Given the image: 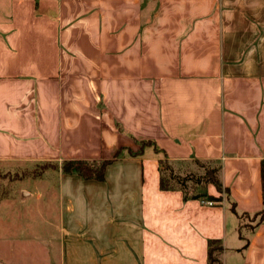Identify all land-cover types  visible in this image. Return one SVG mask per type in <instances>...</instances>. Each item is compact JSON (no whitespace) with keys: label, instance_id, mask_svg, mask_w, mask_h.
<instances>
[{"label":"crops","instance_id":"obj_1","mask_svg":"<svg viewBox=\"0 0 264 264\" xmlns=\"http://www.w3.org/2000/svg\"><path fill=\"white\" fill-rule=\"evenodd\" d=\"M118 151L103 181L61 172ZM163 154L226 198L162 190ZM262 161L264 0H0V169L59 171L37 181L50 264H208L212 240L264 264Z\"/></svg>","mask_w":264,"mask_h":264},{"label":"rangeland","instance_id":"obj_2","mask_svg":"<svg viewBox=\"0 0 264 264\" xmlns=\"http://www.w3.org/2000/svg\"><path fill=\"white\" fill-rule=\"evenodd\" d=\"M211 170L210 166L203 165L195 173L184 172L173 176V179H169V172L163 170L162 177L169 186L180 188L191 197L205 192L208 184H204L203 178ZM58 173L56 166L50 163L0 169V260L6 264H50L41 239L52 233V226L44 223L41 212L38 214L37 181L52 180ZM215 195L212 197L226 198L223 189L216 191ZM49 207L50 204L47 205L46 216L52 222L55 213L51 209L49 211ZM246 221L243 218V223ZM5 245L12 251L6 252Z\"/></svg>","mask_w":264,"mask_h":264},{"label":"trees","instance_id":"obj_3","mask_svg":"<svg viewBox=\"0 0 264 264\" xmlns=\"http://www.w3.org/2000/svg\"><path fill=\"white\" fill-rule=\"evenodd\" d=\"M141 150L145 146H151L152 143L149 141L145 142H140L139 143ZM154 150L158 152V149L154 147ZM121 154V151H118L114 158L112 160H107V161H92V162H87V161H64L61 163L60 169L63 174H76L78 175L81 179L83 180H96V181H103L104 180V171L105 168L110 165L113 160L117 159ZM131 156H138L139 154H131ZM165 160V161H163ZM166 156L163 154V159H160L158 161V167L160 171V188L162 190H170V189H175L174 187L169 186L168 182L164 180L162 177V171H168L169 172V179H173V174L172 169L166 163ZM217 170L212 169L211 171H207L204 178L203 182L204 184H210L212 185L216 191L220 192L222 188L217 176H216ZM175 179V178H174ZM179 178H176L178 180ZM182 193L184 194V199L187 198H192V199H198L200 197H203L205 199H208V201L212 202H221L222 200L220 198L216 199L212 196H208L206 194L203 195H193L191 197H188L186 193L178 188ZM261 190H262V200L264 204V161L261 162ZM223 191L228 194V191L226 189H223ZM231 211L235 213V207L234 205H231ZM256 217H258L259 222H261L264 219V211H260ZM223 249L220 246L219 242L216 240H212L208 242V251H207V256H208V264H221L218 257L222 253Z\"/></svg>","mask_w":264,"mask_h":264},{"label":"built area","instance_id":"obj_4","mask_svg":"<svg viewBox=\"0 0 264 264\" xmlns=\"http://www.w3.org/2000/svg\"><path fill=\"white\" fill-rule=\"evenodd\" d=\"M206 204H207V205H212L213 203H211V202H206Z\"/></svg>","mask_w":264,"mask_h":264}]
</instances>
